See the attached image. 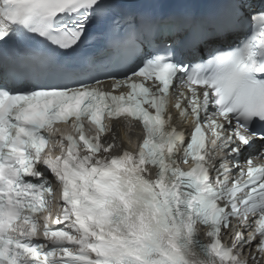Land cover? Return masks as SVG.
Wrapping results in <instances>:
<instances>
[{"label": "snow or ice", "instance_id": "1", "mask_svg": "<svg viewBox=\"0 0 264 264\" xmlns=\"http://www.w3.org/2000/svg\"><path fill=\"white\" fill-rule=\"evenodd\" d=\"M113 9L102 0H0V54L10 40L33 34L68 56L89 22ZM243 9V0L233 5L238 22H251V35L200 64L153 55L108 91L100 80L46 83L43 74L0 81V264H246L234 250L257 236L264 256V164L254 163L264 151L253 154L257 141L264 145V10ZM34 59L67 71L60 58ZM122 86L129 91L114 95ZM170 91L180 116L192 118L187 138L172 124ZM105 117L140 123L135 151L110 155L115 136L101 142ZM84 120L96 126L94 136H86ZM70 122L77 135L54 140L55 125ZM50 144L60 155H51ZM210 151L223 153L218 165H210ZM49 172L61 198L53 227ZM45 212L42 242L35 238ZM234 218L254 224L255 233L245 240L237 226L226 247L222 230ZM197 225L207 228L208 243L197 238Z\"/></svg>", "mask_w": 264, "mask_h": 264}, {"label": "bare ground", "instance_id": "2", "mask_svg": "<svg viewBox=\"0 0 264 264\" xmlns=\"http://www.w3.org/2000/svg\"><path fill=\"white\" fill-rule=\"evenodd\" d=\"M255 264V263H254Z\"/></svg>", "mask_w": 264, "mask_h": 264}]
</instances>
